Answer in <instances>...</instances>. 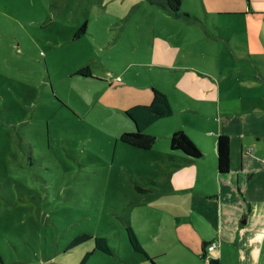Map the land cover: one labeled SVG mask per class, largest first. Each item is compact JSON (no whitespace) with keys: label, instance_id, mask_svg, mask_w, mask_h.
Here are the masks:
<instances>
[{"label":"rangeland","instance_id":"374dc122","mask_svg":"<svg viewBox=\"0 0 264 264\" xmlns=\"http://www.w3.org/2000/svg\"><path fill=\"white\" fill-rule=\"evenodd\" d=\"M235 2L182 5L199 14ZM163 13L146 0H0V264H78L87 252V264H201L197 226L207 224L173 213L191 199L174 194L179 162L158 157L159 144L120 139L135 130L124 112L135 88L162 83L138 62L152 29L173 24ZM190 35L189 51L208 63L210 38ZM96 55L106 82L67 73ZM128 225L153 262L130 247ZM81 234L104 237L113 253L92 239L71 245Z\"/></svg>","mask_w":264,"mask_h":264},{"label":"crops","instance_id":"0c3cea01","mask_svg":"<svg viewBox=\"0 0 264 264\" xmlns=\"http://www.w3.org/2000/svg\"><path fill=\"white\" fill-rule=\"evenodd\" d=\"M152 6L174 21L171 27L152 29L149 56L138 65L151 70L163 84L148 80L144 89L135 88L139 96L134 103H149L155 87L167 95L173 109L172 115L147 130L156 138L154 146L160 145L158 157L179 162L171 179L174 194L179 195L178 189L191 192L186 209L173 213L192 223L207 224L208 228L197 226L201 264H211V260L264 264V0H236L199 14L184 8L182 0L177 14ZM194 32L210 38L208 63L202 56L205 52L189 51L188 34ZM199 54L203 58L197 60ZM102 62L96 55L78 61L67 73L83 83L106 82L110 72L100 70ZM85 66L92 76L77 73ZM252 117L256 121L250 122ZM178 130L201 147L199 158L170 149V135ZM220 134L230 140L227 173L217 170L216 138ZM212 241L216 247L209 259L202 247Z\"/></svg>","mask_w":264,"mask_h":264},{"label":"trees","instance_id":"16d2710c","mask_svg":"<svg viewBox=\"0 0 264 264\" xmlns=\"http://www.w3.org/2000/svg\"><path fill=\"white\" fill-rule=\"evenodd\" d=\"M151 5H156L162 9L177 14L181 12V0H146ZM86 32L85 26H81L75 33V38H80ZM78 74L83 76H92L88 66L82 67L77 71ZM125 115L132 121L135 130L132 132H123L120 135L122 142L140 149H150L155 143V136L148 132V128L151 124L159 119L172 115L173 109L169 103L167 95L161 90L152 87L151 88V101L148 104H134L125 109ZM169 145L171 150H178L185 156L196 159L199 158L202 153L193 141L181 130L175 131L170 135ZM230 140L227 135L220 134L216 138V151H217V170L219 173H227L230 167L229 158ZM127 239L130 247L137 252L143 253L151 262L153 258L148 256V253L139 243L135 233L130 225L126 226ZM88 239H92L94 242V249L102 252L112 254V249L106 242V239L102 236H92L90 234H81L76 236L71 245H76L84 242ZM205 245L203 243L202 251L206 256ZM87 252L78 264H87V258L90 255ZM58 264V263H50ZM211 264H217V261L211 260Z\"/></svg>","mask_w":264,"mask_h":264},{"label":"built area","instance_id":"2783aa9c","mask_svg":"<svg viewBox=\"0 0 264 264\" xmlns=\"http://www.w3.org/2000/svg\"><path fill=\"white\" fill-rule=\"evenodd\" d=\"M216 247V243L214 241L208 243L205 245V252H206V257L210 259L209 257V252Z\"/></svg>","mask_w":264,"mask_h":264}]
</instances>
